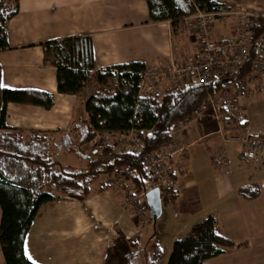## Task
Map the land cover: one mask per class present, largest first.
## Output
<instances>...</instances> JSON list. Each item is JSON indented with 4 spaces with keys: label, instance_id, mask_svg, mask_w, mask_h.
<instances>
[{
    "label": "crops",
    "instance_id": "crops-1",
    "mask_svg": "<svg viewBox=\"0 0 264 264\" xmlns=\"http://www.w3.org/2000/svg\"><path fill=\"white\" fill-rule=\"evenodd\" d=\"M263 2L226 0L224 9L257 8ZM210 29L214 39L231 38L234 20L217 18ZM77 36L90 37L95 68L135 62H142L146 68L161 67L169 61L179 64L195 49L190 50L194 43L173 35L167 21L150 23L145 0H17V12L7 23L8 48L0 50V84L5 89L49 93L53 104L44 109L8 103L7 126L49 132L71 126L80 113V103L74 95L57 93L56 70L43 62L40 44ZM194 85L190 79L182 83L183 88ZM245 122L250 131L264 135L246 118ZM175 135L185 149L173 170L177 191L170 202L174 203V216L184 220H176L178 227L212 216L227 240L246 244L224 249L207 264L264 261V240L255 238L263 214L258 204L264 198V176H259L264 174V160L255 162L241 145L223 142L208 111L185 120ZM249 181L260 188L258 197L252 200L237 194L238 188ZM105 182L101 177L92 193L81 200L61 199L43 205L25 235L26 258L31 257L34 264H123V256L136 250L132 263L145 264L154 237L161 247L158 230L155 227L156 236L153 229L141 230L138 219L121 209L118 192L105 189ZM176 237L170 241L168 255ZM167 257L161 264H166ZM0 264H4L1 251Z\"/></svg>",
    "mask_w": 264,
    "mask_h": 264
},
{
    "label": "trees",
    "instance_id": "trees-1",
    "mask_svg": "<svg viewBox=\"0 0 264 264\" xmlns=\"http://www.w3.org/2000/svg\"><path fill=\"white\" fill-rule=\"evenodd\" d=\"M225 1L145 0V3L149 22L167 21L176 35L184 19L196 10L220 11L225 8ZM16 12L17 0H0V50L8 48L7 23ZM254 34V39L264 35V20L258 22ZM40 47L43 62L56 70L57 93L74 95L80 103V113L65 131L9 127L5 123L8 103L49 109L53 97L34 90L0 87V251L4 264H34L26 258L23 245L43 205L65 196L86 198L102 176H111L118 170L139 190L149 188L152 181L142 166L143 157L157 151L170 139L173 125L192 117L204 107L207 94L214 95L221 88L220 81L212 79L204 86H190L178 93L163 90L154 96L141 97L137 91L146 70L142 62L95 68L89 36L45 41ZM249 72L247 63L238 79ZM130 131L141 141V152L132 154L124 149L94 145L98 133ZM88 144L89 150L82 149ZM61 151L77 156L82 170L68 172L69 165L59 161ZM259 190L258 184L248 182L238 188L237 194L252 200L258 197ZM156 233L153 227V236ZM245 246L227 240L219 231L217 219L208 216L173 240L166 264H207L208 259L220 255L224 249ZM137 253L128 252L122 258L123 264H133ZM161 254L154 237L145 264H158Z\"/></svg>",
    "mask_w": 264,
    "mask_h": 264
},
{
    "label": "built area",
    "instance_id": "built-area-1",
    "mask_svg": "<svg viewBox=\"0 0 264 264\" xmlns=\"http://www.w3.org/2000/svg\"><path fill=\"white\" fill-rule=\"evenodd\" d=\"M223 17H231L234 20V36L214 39L210 29L211 24L215 19ZM261 20H264V2L257 8L236 6L216 12L196 10L184 19L185 25L188 23L192 26L195 38L193 53L179 64L169 61L161 67L146 68L141 76L137 95L154 96L163 90L178 93L183 89V81L188 79L193 80L199 86H204L212 79L220 81L221 88L217 94L208 95L204 107L197 110L194 117H200L208 111L216 124V132L223 142L241 145L246 155L255 162L264 160V135L250 131L246 127L244 118L245 104L249 99L264 91V35L254 39L255 28ZM247 63L250 64V72L239 80L238 75ZM226 79L233 81L223 85L222 82ZM175 126L173 125L171 130ZM112 134L120 135L121 133L103 132L100 134L101 137L105 136L103 139L105 144L112 140L107 137ZM139 143V140H135L133 148L130 145L125 150L136 154L141 151L138 149L140 148ZM173 147L174 149L169 151L161 146L157 151L147 154L142 160L143 168L153 180L152 186L141 190L138 194L134 190L130 193V202L134 205L133 210L140 213L141 221H146L147 217L146 192L157 188L160 201L163 199L168 204L177 191L176 183L172 178L175 177L173 170L168 169L164 159L160 158L176 156L177 159L183 147L180 145ZM120 183L114 177L105 182V187H119L122 184Z\"/></svg>",
    "mask_w": 264,
    "mask_h": 264
},
{
    "label": "rangeland",
    "instance_id": "rangeland-1",
    "mask_svg": "<svg viewBox=\"0 0 264 264\" xmlns=\"http://www.w3.org/2000/svg\"><path fill=\"white\" fill-rule=\"evenodd\" d=\"M176 35L177 36L179 35L178 37L185 38L186 40L189 41V43H194L190 47V50H193L192 47H195V38H194L193 33H192V26L191 25H189L188 23H187V25L183 24V27L181 28L180 33L178 32ZM193 83H194V81H193ZM215 94H217V93H215ZM208 95H212V94H207L206 99H207ZM249 102H251L250 106H248L249 109L247 106L246 107L244 106L245 118L248 120V122L250 123V125L252 126V128L254 130L264 132V91H262L260 94H258L254 98L249 99L248 103ZM205 103H206V101H205ZM192 117L197 118V117H194V115H192ZM192 117H190L188 119H191ZM188 119H184L181 122L175 124L176 125L175 128L173 130H171V132H170V139L162 145L163 147H166L167 150H169V151L174 149L173 146H177V145L182 146L183 151L180 152L181 154L177 157V159L181 156L182 157L184 156L185 149H184V146L178 142L175 133L180 128V124L185 123V120H188ZM100 134L101 133L97 134V136L94 140V145L103 146V147L111 146V147L118 149V150L128 149L130 145H131V148H133L132 145L134 144V141L139 140V139H137V136L133 132L129 133L128 135H124V134L113 135L112 134V135L107 136L108 139H112V140L110 142H108V144H105V142L103 140L105 136L101 137ZM139 142H140L139 143L140 148L138 147V149H140L142 151V143L140 140H139ZM82 149H84L85 151L89 150L90 144L82 147ZM141 151H139V152H141ZM58 158L62 164H68L69 165V168L67 169L68 172L82 170L80 168V162H79L80 159L77 156H74L71 154L68 155L64 152H59ZM160 158L164 159V162H165L166 166L168 167V169H170V170L176 169V167H177L176 156H173V158L166 157V159L164 157H160ZM161 163H162V160H161ZM259 176H264V174L260 173ZM114 177H116V179L119 180L122 184L120 183L121 185L119 187L118 186H115V187L111 186L110 188H108V190L113 189V190H116L118 192L119 197H120L121 209L127 211V213L130 214L135 219H138V224H139V227L141 230H147V232H149L148 229L152 230L153 227L154 228L156 227V229L158 230V238L160 240L162 251H163V254L160 258L161 259L160 264H161V262L168 255L167 249L169 248L170 241H171L172 237L173 236H177V237L183 236L184 234L187 233V231L189 230L191 225H185V222H184L180 225V227H178L176 220H179L180 217L177 218L172 213V206H174V203H172V204L168 203L167 205H165L166 202L163 199L161 200L162 212H161L160 216L157 218L156 222L153 224L148 207H147L146 221H141L140 213H137L136 211L133 210L134 205L130 202L131 201L130 200L131 191L134 190L135 193L138 194V193H140L141 190H139L137 187H135L134 184H132L128 180V178L124 175V173L121 170L116 171V173L111 175V176H105V177L102 176V179L104 178V179H106V181H108ZM172 178L174 179L176 186H177V182H176L175 177H172ZM151 181L153 182L152 179H151ZM61 199L69 200L70 198L65 196V197H61ZM141 199H144V198H141ZM176 205H177V203H176ZM258 205L263 210V214H262V216L259 217V222H260L261 227H260L258 234H255V238L264 240V198L260 200V203ZM180 220L184 221L183 219H180ZM248 262H249V264H264V261H262V259H258L257 261H255L254 259H249Z\"/></svg>",
    "mask_w": 264,
    "mask_h": 264
},
{
    "label": "water",
    "instance_id": "water-1",
    "mask_svg": "<svg viewBox=\"0 0 264 264\" xmlns=\"http://www.w3.org/2000/svg\"><path fill=\"white\" fill-rule=\"evenodd\" d=\"M232 79H226L222 82L223 85L231 83ZM145 202L149 209L153 224L161 214V201L157 188H153L145 193Z\"/></svg>",
    "mask_w": 264,
    "mask_h": 264
},
{
    "label": "snow or ice",
    "instance_id": "snow-or-ice-1",
    "mask_svg": "<svg viewBox=\"0 0 264 264\" xmlns=\"http://www.w3.org/2000/svg\"><path fill=\"white\" fill-rule=\"evenodd\" d=\"M0 87H4V85L3 84H0ZM29 259H31V257H29Z\"/></svg>",
    "mask_w": 264,
    "mask_h": 264
}]
</instances>
